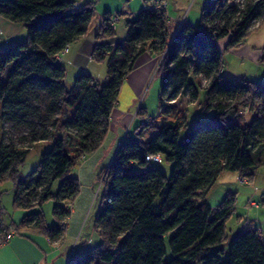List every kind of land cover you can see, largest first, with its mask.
<instances>
[{
    "label": "trees",
    "instance_id": "1",
    "mask_svg": "<svg viewBox=\"0 0 264 264\" xmlns=\"http://www.w3.org/2000/svg\"><path fill=\"white\" fill-rule=\"evenodd\" d=\"M96 4L0 0V19L21 24L27 31L25 42L0 48L2 119L27 124L37 133L45 131L39 141L51 137L55 129L64 134L54 136L35 176L24 180L19 175L30 149L0 142V198L2 184L12 181L18 183L15 208L56 202L53 226L43 211L12 226L52 242L64 236L70 205L81 188L72 171L99 148L124 81L138 57L149 52L160 58L159 70L166 75L159 96L161 112L154 119L146 108H138L136 116L142 121L136 135L121 140L100 177L95 228L102 243L68 264H264L259 231L229 236L227 225L236 212L237 193H226L217 207L206 200L223 172L238 173L252 182L264 165V81L222 75L224 53L257 29H252L256 21L264 20V0H212L202 10L200 26L184 22L176 33L170 32L166 10L149 6L127 22L126 36L120 41L114 40L112 14L107 13L92 59L107 63L109 82L101 84L89 74H79L67 89L63 55L87 34ZM222 41L223 50L218 46ZM202 77L209 79L201 88L205 90L201 109L209 118L191 128L186 111L175 114L170 103L187 95L197 100ZM42 95L51 99L56 115L45 113ZM245 110L253 115L250 124L243 122ZM37 117V122L29 121ZM44 123L54 127L50 136ZM148 129L154 135L146 140ZM38 138L33 134V141ZM155 154L173 163L169 176L159 164L146 160ZM56 180L61 184L54 194ZM260 205L264 207V195ZM7 232L1 223L0 239Z\"/></svg>",
    "mask_w": 264,
    "mask_h": 264
},
{
    "label": "rangeland",
    "instance_id": "2",
    "mask_svg": "<svg viewBox=\"0 0 264 264\" xmlns=\"http://www.w3.org/2000/svg\"><path fill=\"white\" fill-rule=\"evenodd\" d=\"M199 2L200 0H198ZM103 5L104 3L102 6H96L94 16L86 34L87 36H84L85 38L82 37L79 41L72 44V51L70 49L71 53L63 57L62 63L66 69L64 84L67 89L73 86L74 78L79 74H89L101 84H107L110 80L107 63H98L92 59L93 49L98 44L95 41V37L103 22L101 17ZM193 9L195 10L194 15L196 14L197 7L195 6ZM263 21V19L256 21L252 29H257L252 31L238 47L233 48V52L237 53L236 55L231 54L230 50L224 53L223 76L237 80L246 79L252 82L264 81V62L262 61L264 25L260 27ZM24 33L27 36L25 28L23 33L13 34L8 44L16 45L25 42L27 38ZM20 34H23V36ZM122 38L120 35L115 37L117 41H120ZM225 45V41H222L218 46L223 50ZM159 66L160 58L155 55L146 52L138 57L131 73L127 76L120 89L117 102L108 120L107 131L102 143L96 151L86 155L72 171V176L78 178L81 186L80 193L70 205L72 214L67 219V228L65 230V235L68 238H66V248L70 245L72 247L73 244L74 255L70 254L68 259L72 263L80 255L94 249L102 243V237L95 228L101 198V195L98 196L101 189L100 177L102 172L109 166L121 140L127 136L136 135V128L142 121L140 117L136 116L138 108L140 106L146 108L148 116L154 119L161 112L159 96L162 92L166 75L163 70H159ZM208 80V78L202 77V86L198 88L199 97L197 100L187 95L182 98L179 97L177 101L170 103L173 113L180 115L186 111L187 121L191 128L200 126L201 121L209 118L203 112V109H201L205 100V90L201 88L207 86L209 83ZM40 99L45 113L56 115V112L51 109V99L45 95H42ZM38 119V117L29 118V121L37 122ZM252 119L253 115L247 114L243 122L250 124ZM43 127L47 130L48 136H50L54 127L49 123H44ZM33 129V127L31 128L27 124H20L14 122L12 119H2L0 113V142L3 145H14L19 148L30 149L26 161L20 170L19 176L21 180L35 176V170L40 163L41 156L53 147L54 136H64L61 129H55L51 137L39 141L45 131L40 130L37 133ZM33 134L39 137L37 143L33 141ZM185 134L186 132L184 131L182 138ZM153 135L154 131L148 129L144 139L148 140ZM69 148V145L66 144V149L68 150ZM262 158L264 159V150L262 152ZM158 167L169 176L173 168V163L164 160ZM60 184V180L54 182L52 187L54 194L58 192ZM17 189L18 183L12 181H7L2 184V196L0 198L2 211H0V222L11 223L15 221L19 223L25 216L43 211L48 224L50 226L56 224L55 217L53 216V209L56 204L54 200L47 201L42 207L15 208L13 204ZM216 189L224 193V195L227 192L237 193L236 212L227 225L228 233H230L229 236L232 237L239 230L245 229V231H260L264 240V207L260 206L262 196L264 195V165L259 166L252 182L242 180V177L238 173L230 171L223 172L218 179ZM218 191L217 195L219 193ZM199 195L200 193L197 196L199 197ZM239 216L242 222H238L237 217ZM246 220L251 223L246 225V222L244 223ZM76 228H78L77 237L71 239V233L74 234ZM226 249H229V244L226 245Z\"/></svg>",
    "mask_w": 264,
    "mask_h": 264
},
{
    "label": "crops",
    "instance_id": "3",
    "mask_svg": "<svg viewBox=\"0 0 264 264\" xmlns=\"http://www.w3.org/2000/svg\"><path fill=\"white\" fill-rule=\"evenodd\" d=\"M73 1L78 3V5H82L86 2L96 1L97 2L96 6L97 5L102 6V4L104 3L103 8L101 10L102 12L101 17L103 21L105 20V15L107 13L112 14L113 17L119 15V20H117L114 24V31L116 32V36L120 35L121 37H123L122 39H124L127 33V22L129 20H133L140 11L152 5L153 0H88V1L73 0ZM166 1L168 2L166 15L168 18V26L170 28V32L176 33L184 22L190 23L196 27L200 26L201 13L206 5L207 0H200L199 3L198 0H166ZM195 6L197 7L196 14L193 15V13L195 12L193 8ZM183 20L184 22L182 23ZM19 32L22 33L24 32V27L21 24H12L3 19H0V48L9 45L8 43L10 42L12 35ZM24 34L25 37L27 38L26 33ZM20 35L23 36V34ZM86 36L87 35H85V37ZM114 40L117 41L116 39ZM71 48L72 47L70 46L68 50L64 53L65 57L71 53L72 51ZM230 53L234 55L237 54L233 52V49L230 50ZM109 77L111 76L109 75ZM217 182L212 188V190L209 192V194L206 196L207 203L211 207L219 206L225 197L224 193L219 192L218 189H216ZM217 191L219 192L218 195H217ZM199 202H201V200H199ZM238 222H242L241 217L239 218ZM245 222L246 225L251 223L247 220L244 221V223ZM1 223L5 224L8 227V231L12 233V237L10 239H5L4 242L0 244V264H68L69 255L70 254L74 255L73 244L72 247L70 245L68 246V248H66V238H67L65 235L66 233L64 234V236H62V238L59 241L52 242L49 238L37 234L33 231H29V230H24L23 232L16 231L12 226L14 225L13 223L15 224L17 223L15 221H12L11 223H6L3 221L0 222V224ZM77 232H78V228H76V232H74V234L71 233V239L77 237ZM243 232H245V229L238 231V233L240 234ZM260 234L263 239V235L261 232Z\"/></svg>",
    "mask_w": 264,
    "mask_h": 264
},
{
    "label": "built area",
    "instance_id": "4",
    "mask_svg": "<svg viewBox=\"0 0 264 264\" xmlns=\"http://www.w3.org/2000/svg\"><path fill=\"white\" fill-rule=\"evenodd\" d=\"M211 1L212 0H207L206 4L210 3ZM150 6L151 7H156L157 9H160V10H166L167 6H168V2L166 0H153L152 1V5H150ZM117 20H119L117 15L115 17L112 16L111 22H112L113 29H114V24H115V22ZM183 22H184V20L182 21V23ZM247 112L248 111L245 110L243 113L246 114ZM147 120L151 121L152 118H148ZM146 160L149 161V162H152V163L160 164L163 161V158H162L161 155L155 154V155L147 156ZM11 237H12V233L11 232H7V234L0 239V244L3 243L5 239H10Z\"/></svg>",
    "mask_w": 264,
    "mask_h": 264
}]
</instances>
